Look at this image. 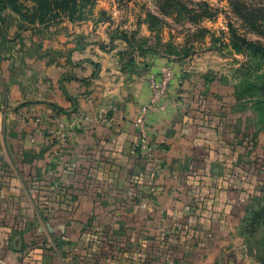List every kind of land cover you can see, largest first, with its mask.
I'll use <instances>...</instances> for the list:
<instances>
[{
    "label": "crops",
    "instance_id": "1",
    "mask_svg": "<svg viewBox=\"0 0 264 264\" xmlns=\"http://www.w3.org/2000/svg\"><path fill=\"white\" fill-rule=\"evenodd\" d=\"M165 66L166 109L148 118L151 193L134 121L146 76ZM213 68L5 10L0 264H264V114Z\"/></svg>",
    "mask_w": 264,
    "mask_h": 264
},
{
    "label": "rangeland",
    "instance_id": "2",
    "mask_svg": "<svg viewBox=\"0 0 264 264\" xmlns=\"http://www.w3.org/2000/svg\"><path fill=\"white\" fill-rule=\"evenodd\" d=\"M78 3H83L78 0ZM90 0L69 5L49 22L91 23L126 39L141 53L181 63L204 56L212 78L234 83L238 97H256L264 107V56L232 47L228 24L240 35L264 46V0ZM262 33V34H259ZM225 76V77H224Z\"/></svg>",
    "mask_w": 264,
    "mask_h": 264
},
{
    "label": "built area",
    "instance_id": "3",
    "mask_svg": "<svg viewBox=\"0 0 264 264\" xmlns=\"http://www.w3.org/2000/svg\"><path fill=\"white\" fill-rule=\"evenodd\" d=\"M173 75L174 73L172 68L170 66H165L158 73H151L146 76L145 79L151 96L149 101L139 108L138 114L134 121V126L138 130L139 134L137 148L141 151L143 159L149 166V181L151 183V193L154 191V179L156 174L159 172V168L157 166V163H155L154 151L148 140V118L149 115L154 113L155 111H163L166 109V94L169 89L170 83L173 80ZM93 120L103 122L109 121L105 115H97L93 118ZM81 121L82 116L81 114H79L77 116L76 123L78 124ZM61 127H63V125H61ZM58 140L60 143H64L65 135L59 134ZM31 142H34V139L31 140Z\"/></svg>",
    "mask_w": 264,
    "mask_h": 264
},
{
    "label": "trees",
    "instance_id": "4",
    "mask_svg": "<svg viewBox=\"0 0 264 264\" xmlns=\"http://www.w3.org/2000/svg\"><path fill=\"white\" fill-rule=\"evenodd\" d=\"M80 1L83 3H78V0H0V22L3 20V12L10 9L29 23L44 24L59 15L69 5H87L90 2V0ZM165 1L170 2V0ZM231 4L240 5L241 1L231 0ZM227 26L228 34L231 37V42H233L232 47L235 50L238 52L248 51L255 55L264 56V46L240 35L233 25L228 24ZM123 40L126 41V39ZM262 213L264 214V207L259 211V214Z\"/></svg>",
    "mask_w": 264,
    "mask_h": 264
}]
</instances>
